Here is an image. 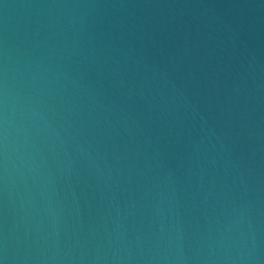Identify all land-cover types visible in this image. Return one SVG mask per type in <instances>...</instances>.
<instances>
[{"label": "water", "instance_id": "95a60500", "mask_svg": "<svg viewBox=\"0 0 264 264\" xmlns=\"http://www.w3.org/2000/svg\"><path fill=\"white\" fill-rule=\"evenodd\" d=\"M4 264H264V0H0Z\"/></svg>", "mask_w": 264, "mask_h": 264}, {"label": "clouds", "instance_id": "9594fccd", "mask_svg": "<svg viewBox=\"0 0 264 264\" xmlns=\"http://www.w3.org/2000/svg\"><path fill=\"white\" fill-rule=\"evenodd\" d=\"M0 264H4V261L3 260H0Z\"/></svg>", "mask_w": 264, "mask_h": 264}]
</instances>
